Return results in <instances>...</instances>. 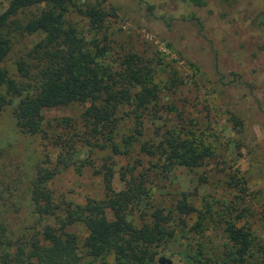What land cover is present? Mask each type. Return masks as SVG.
I'll return each instance as SVG.
<instances>
[{"label": "rangeland", "instance_id": "1", "mask_svg": "<svg viewBox=\"0 0 264 264\" xmlns=\"http://www.w3.org/2000/svg\"><path fill=\"white\" fill-rule=\"evenodd\" d=\"M88 1L105 8L113 6L117 11L109 29L113 58L136 52L153 63L162 62L156 79L162 85L173 76L183 81L174 90L162 91V102L173 110L165 112L166 123L157 120L158 125L193 131L212 147L213 154L201 166L177 164L164 171L160 166L163 160L138 154V143L129 147L122 142L134 128L130 118L121 120L116 137L124 153L113 155L110 147H89L62 124L69 117L77 132L83 128L81 113L87 105L82 103L45 110L48 134H25L16 119V108L25 92L7 96L0 112V264H4V251L9 254V264H28L29 241L40 237L46 224H58L60 218L40 217L32 203L33 182L40 168L59 169L48 187L63 217L68 204L84 205L89 199L106 197L109 191L103 173L98 172L103 164L114 163L112 188L118 192L127 188L122 176L127 164L137 159L143 162L138 172L150 169L149 201L167 213L185 197L197 209L177 216L171 224L175 233L155 248L156 264H209L226 251L223 228L231 220L251 232L260 261L264 251V68L260 70L264 66V0ZM9 2L0 0V12ZM41 7L35 3L27 12L38 13ZM209 19L216 20L211 21L214 27L221 31L225 27L234 35L228 37L231 42L225 48H219L220 57H225L222 67L237 66L234 82H228L230 77L225 84L219 79L215 50L220 44L210 42L208 25L204 29L201 22ZM41 37L15 38L5 65L18 82L22 78L17 62ZM152 123L149 120L148 135L143 139L155 136ZM83 161L86 165L79 168ZM198 209H209L206 220L199 218ZM134 212L138 222L140 212L137 208ZM68 230L77 234L82 251L86 227L74 224ZM21 246L25 248L24 262L17 256ZM102 261L115 263L113 255Z\"/></svg>", "mask_w": 264, "mask_h": 264}, {"label": "trees", "instance_id": "2", "mask_svg": "<svg viewBox=\"0 0 264 264\" xmlns=\"http://www.w3.org/2000/svg\"><path fill=\"white\" fill-rule=\"evenodd\" d=\"M35 3L42 5L40 11L28 13ZM116 15L113 6L105 8L88 0H10L7 8L0 12V112L7 96L25 92L16 108L20 131L31 135L48 134L44 127L48 124L43 116L45 110L82 103L87 106L81 113L83 128L79 133L72 118H64L62 124L73 129L87 146L110 147L113 155L124 153L116 137L121 120L130 118L134 128L123 136L125 146L135 147L138 143V154L163 160L160 166L164 171H171L177 164L191 168L201 166L213 154L204 138L193 131L184 132L182 126H161L156 122L164 118L165 112L173 110L171 105L162 102V91L174 90L183 81L173 76L171 82L162 85V81L156 80L162 62L153 63L136 52L113 58L109 29ZM73 17H79L80 21ZM211 21L201 22L204 29L208 25L210 42L220 44L215 50L219 79L225 84L224 80L230 77L228 82H234L237 66L223 68L220 62L225 57H220L219 53L220 47L225 48V44L231 42L228 37L234 35L225 27L222 31L214 27L216 20ZM33 35L42 37L17 62L22 78L18 82L10 76L5 62L17 36ZM263 68L261 66L260 70ZM149 120L154 122L151 125H155V136L143 139L148 135ZM71 138L68 137V141H72ZM83 162L79 168L86 165ZM68 163L65 159L66 166ZM113 165L103 164L98 170L103 173L109 191L106 197L89 199L84 205L68 204L63 217L58 214L60 209L48 187L49 180L59 169L47 166L39 169L32 187L35 212L40 217L60 219L57 225L46 224L41 236L29 241L28 264H111L102 261L109 255H113L114 264H156L155 248L175 233L171 224L176 222L177 216L197 209L185 197L167 213L164 207L149 201L150 169L138 172L143 165L140 159L132 165L128 163L122 174L127 188L114 192ZM135 208L140 212L138 222L133 217ZM208 211L199 210V218L206 220ZM74 224H83L88 232L82 251L77 234L68 230ZM223 229L226 251L210 259L209 264H264V251L263 256L260 255L262 259L257 261L259 249L249 230L238 226L237 220L227 221ZM24 254L25 248L21 246L17 254L21 262H24ZM9 260L8 252L4 251V264H9Z\"/></svg>", "mask_w": 264, "mask_h": 264}, {"label": "water", "instance_id": "3", "mask_svg": "<svg viewBox=\"0 0 264 264\" xmlns=\"http://www.w3.org/2000/svg\"><path fill=\"white\" fill-rule=\"evenodd\" d=\"M161 261L163 262V261H165V259H164V258H162V260H161Z\"/></svg>", "mask_w": 264, "mask_h": 264}]
</instances>
